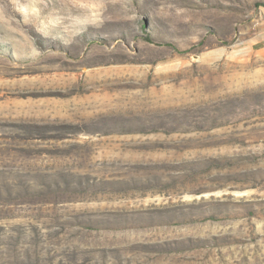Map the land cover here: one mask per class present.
Masks as SVG:
<instances>
[{
    "label": "rangeland",
    "instance_id": "374dc122",
    "mask_svg": "<svg viewBox=\"0 0 264 264\" xmlns=\"http://www.w3.org/2000/svg\"><path fill=\"white\" fill-rule=\"evenodd\" d=\"M9 264H264V0H0ZM1 263V262H0Z\"/></svg>",
    "mask_w": 264,
    "mask_h": 264
},
{
    "label": "trees",
    "instance_id": "16d2710c",
    "mask_svg": "<svg viewBox=\"0 0 264 264\" xmlns=\"http://www.w3.org/2000/svg\"><path fill=\"white\" fill-rule=\"evenodd\" d=\"M61 198V192L53 190L47 187V190H42L39 187L28 183H15L10 186H0V208L4 206H19V205H30L40 206L47 204L52 201H56ZM0 242V246H1ZM0 264H9L7 262L0 261Z\"/></svg>",
    "mask_w": 264,
    "mask_h": 264
}]
</instances>
